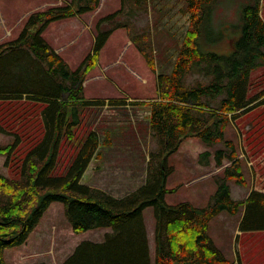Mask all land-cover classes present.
<instances>
[{
  "label": "trees",
  "instance_id": "16d2710c",
  "mask_svg": "<svg viewBox=\"0 0 264 264\" xmlns=\"http://www.w3.org/2000/svg\"><path fill=\"white\" fill-rule=\"evenodd\" d=\"M214 1L186 0L184 10L190 22L177 60L171 72L158 74V95L146 101L155 142L148 156L146 181L122 197L82 182L91 161L100 155L101 141L96 131L89 134L65 175L53 174L56 157L51 150L57 147L66 123H72L71 104L103 103L85 100L84 82L98 65L112 33L120 27L129 29L125 23L109 25L124 12L125 0L121 9L98 20L94 46L76 69L43 32L55 20L97 10L101 0H70L33 12L17 38L0 43V133L16 135L12 142L0 144V155L7 156V166L12 161L15 174L0 173V264H7L8 247L28 240L54 201L64 203L65 214L77 233L112 228L103 241L80 242L61 264H229L209 234L214 217L223 211L241 212L242 232L264 230V191L253 188L242 200L232 195L231 181L242 185L248 181L237 142L227 136L228 127L242 114L264 105V89L251 93L252 72L264 67L262 0L244 7L242 33L230 55L206 52L199 44L208 7ZM133 36L148 63L154 65L140 35ZM191 75L198 77L190 82ZM21 100L38 106L35 111L39 119L35 122L41 124L40 133L28 141L31 145L23 157L18 149L27 135L25 125L15 130L9 115H31L34 109L13 105ZM69 130L72 134L70 126ZM193 137L210 147L223 144L214 152L208 149L200 154L201 164L209 165L213 159L222 168L216 175L218 189L206 206L198 207L190 201L170 205L165 197L177 190L167 186L175 171L170 156ZM148 206L154 207L156 216L155 258L144 215Z\"/></svg>",
  "mask_w": 264,
  "mask_h": 264
},
{
  "label": "rangeland",
  "instance_id": "374dc122",
  "mask_svg": "<svg viewBox=\"0 0 264 264\" xmlns=\"http://www.w3.org/2000/svg\"><path fill=\"white\" fill-rule=\"evenodd\" d=\"M0 1L2 7H5V4L12 5L11 9L14 13L11 18L17 20L33 3L40 4L52 0ZM66 1L70 0H63L64 3ZM252 2L253 0H215L208 7V14L201 29L199 44L202 50L219 55L232 54L234 44L242 33L243 9ZM185 5L186 0H125L124 12L110 21L109 25L125 23L129 29L120 27L112 33L101 51L98 65L88 74L84 84L85 100L109 97L114 99V102L120 103L115 104L113 111L106 110L101 103L77 102L69 106V120L72 123H66L57 147L51 150V154L55 153L56 157L53 174L65 175L89 134L96 131L101 141L100 155L95 157L93 165L100 166L98 168L91 166L83 175L82 182L107 189L116 195H123L137 186L132 185L133 179L124 184L116 180L114 176L117 172H122L116 165L121 161L130 160L135 165L130 170L137 171V178L148 162L150 150L155 146L151 136L150 109L145 100L158 95V74L171 72L175 65L183 38L189 28V14L184 10ZM100 7L101 11L93 24L95 33L98 20L121 9L123 0H101ZM261 13L264 17V0L261 1ZM23 18L21 19L23 21H19V24L12 29L13 22L7 18L5 24L10 27L9 30H12V34L9 35H6L8 29H5L0 18V36L4 35L0 43L20 35L28 16ZM73 23V20L68 19L55 20L46 28L43 35L53 47H61L74 40L76 32L72 28L69 33L59 38L54 31L62 32L61 28ZM144 32L148 35L146 36ZM133 34L140 35L138 38L146 45V52L154 61V65L148 63L137 43L133 42ZM87 38L60 54L72 69H76L81 64L94 46L95 41L91 48L88 46ZM104 61L111 62L107 71L101 69L100 64L104 65ZM197 77L191 75L190 82ZM262 89H264V67L252 72L251 93ZM121 100H131L134 103L125 104ZM13 105L18 108L26 106L34 109L31 115L29 112H14L9 115L15 130L25 125L27 135H24V142L18 149L19 156L23 157L24 151L31 145L28 141L38 136L41 130L40 122H35L39 119V112L35 111L38 106L35 107L27 100L13 102ZM20 114L26 115L22 117L23 120L18 116ZM238 119L228 127L227 136L235 139L240 155L242 151L246 154L241 158L244 160L248 183L242 185L235 181L230 182L233 197L242 200L252 188L264 191V158L261 160L255 157L256 153L264 150V105L253 108ZM15 139L14 134L0 133V144H8ZM222 145L210 147L200 138L193 137L185 140L180 149L170 156V163L175 165V171L169 176L167 186L177 190L167 193L165 199L168 204L175 205L190 201L202 207L211 202L218 189L216 175L221 170L217 169L222 168L217 167L214 162L201 168L200 154L208 149L214 152ZM255 150L258 152L254 153ZM6 159V155H0V173L14 177L12 161L7 166ZM144 215L152 257L155 258L154 207L148 206L144 210ZM241 215V212L232 214L223 211L212 219L209 234L230 261H237L238 254H243L246 256V261L253 259L257 263L264 264V231L247 233L248 235L241 238L239 231ZM111 231V227H99L80 233L75 232L65 214L64 203L54 201L31 232L28 240L22 245L11 246L5 250V259L7 264H12L11 257L14 254L23 264H33L37 261L54 264L53 258L55 263L56 260L59 262L68 250L83 240L103 241L106 233Z\"/></svg>",
  "mask_w": 264,
  "mask_h": 264
},
{
  "label": "crops",
  "instance_id": "0c3cea01",
  "mask_svg": "<svg viewBox=\"0 0 264 264\" xmlns=\"http://www.w3.org/2000/svg\"><path fill=\"white\" fill-rule=\"evenodd\" d=\"M68 3H70V1H66L64 3L63 0H52L51 2H44L43 1L40 4L39 3H33L32 5H30L27 8V10L17 20H12V18H11V17H13V13H14V11L11 9L12 5L5 4V7H2V4L0 3V18L3 21V23H4L5 29H8L9 30L10 27H8L5 24L6 21H7V18L9 19L10 22H13V25L11 26V29H12L17 24H19V21H21V19L23 17L24 18L27 17V16L29 17L33 12H36V11H39V10H45V9H47L49 7H52V6L64 5V4H68ZM100 11H101V7L98 8L97 10H95V11H92V12H87V13H84V14H78V15H76L74 17H70V18H64V19H68V20H73L74 23L72 25L67 26L66 28H61V29H63L62 32H61V30H60V32L58 30L54 31L56 33L55 35H57L60 38L61 35H64L66 33H69L70 30L73 28L75 30V32H76L75 33V39L72 40L71 42H68V44L65 43L61 47L54 46V48L56 49V51L59 54H61L63 51H66L67 48H70L73 45H75L76 43H78L79 41H82L85 37H88L87 38V40H88L87 44L91 48L92 45H93V42L95 41V36H96V33L93 31V24L95 22L96 16L99 14ZM262 17H263V15H262ZM11 29L9 31H11ZM2 38L4 39V35L0 36V39H2ZM118 61H120V59H118ZM104 62H105L104 65H102V63L100 64L102 66L101 69L103 71H105V70L107 71V70L110 69L108 67L111 65V62H108V63H107V61H104ZM93 100H102L103 101L102 104H104L105 109L108 110V111H113L115 109L114 108L115 107V104L120 103V102H114L115 100L114 99H110L109 97L102 98V99L95 98ZM147 100L148 99H146L145 101H147ZM121 102H124L125 104L134 103V101L131 102V100H124V101L121 100ZM148 107H149V105H148ZM255 157L257 159H261L262 160L264 158V150H263V152L256 153V156ZM94 159L91 161V163H90V165L87 168V170H86L85 173L88 172V170H89V168L91 166H92V168H94V167L95 168H98L100 166V165H96V166L93 165L94 164ZM212 162H214L213 159H212L211 163ZM147 165H148V162H147L145 168L142 170V172H139V174H138L139 177L136 178L137 171L136 170H130V169H133L135 167V165H133L130 160H125V161L119 162L116 166L122 172H117L116 176H114L115 179L116 180H120V183L121 184H124L125 182H128L129 180L133 179L134 180V183H132V185H134V186L137 185V186L135 188L129 190L128 192H126L123 195H116V194L112 193L111 191H109L107 189H105V190L108 191V192H110V193H112L113 195H115L117 197H122V196L128 194L129 192L137 189L138 187H140L141 185H143L145 183V181H146ZM199 166L201 168L206 167L205 165H203L201 163H199ZM123 168H127V169L126 170H123ZM214 170H216V169H213V171ZM217 170H221V169H217ZM250 191L248 192V194L250 193ZM262 231H264V230H262ZM253 232H261V231H246V232H241L240 233V236H241V238H243L244 236L248 235L247 233H251L252 234ZM76 246L74 248L68 250V252L66 253V255L63 258H61L59 260V262H57V260H56V263H55V258H53L54 264H61L75 250ZM6 263H7V261H6ZM11 263L12 264H23L20 260H17L15 258V255L14 254L11 257ZM229 264H260V263L255 262L253 259H249V261H246V256H243V254H238L237 261H234V262L229 261Z\"/></svg>",
  "mask_w": 264,
  "mask_h": 264
},
{
  "label": "water",
  "instance_id": "95a60500",
  "mask_svg": "<svg viewBox=\"0 0 264 264\" xmlns=\"http://www.w3.org/2000/svg\"><path fill=\"white\" fill-rule=\"evenodd\" d=\"M65 98H67V96Z\"/></svg>",
  "mask_w": 264,
  "mask_h": 264
}]
</instances>
